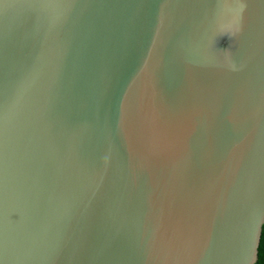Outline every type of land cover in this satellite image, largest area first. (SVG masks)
Here are the masks:
<instances>
[{"label": "water", "instance_id": "95a60500", "mask_svg": "<svg viewBox=\"0 0 264 264\" xmlns=\"http://www.w3.org/2000/svg\"><path fill=\"white\" fill-rule=\"evenodd\" d=\"M264 0H0V264H255Z\"/></svg>", "mask_w": 264, "mask_h": 264}, {"label": "trees", "instance_id": "16d2710c", "mask_svg": "<svg viewBox=\"0 0 264 264\" xmlns=\"http://www.w3.org/2000/svg\"><path fill=\"white\" fill-rule=\"evenodd\" d=\"M255 264H264V226L258 246V258Z\"/></svg>", "mask_w": 264, "mask_h": 264}]
</instances>
